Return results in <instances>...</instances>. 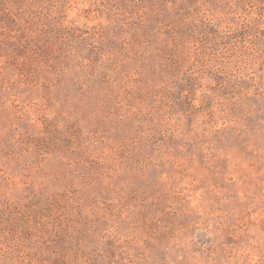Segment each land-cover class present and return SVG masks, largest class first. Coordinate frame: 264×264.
<instances>
[{
  "label": "rangeland",
  "instance_id": "1",
  "mask_svg": "<svg viewBox=\"0 0 264 264\" xmlns=\"http://www.w3.org/2000/svg\"><path fill=\"white\" fill-rule=\"evenodd\" d=\"M0 264H264V0H0Z\"/></svg>",
  "mask_w": 264,
  "mask_h": 264
}]
</instances>
